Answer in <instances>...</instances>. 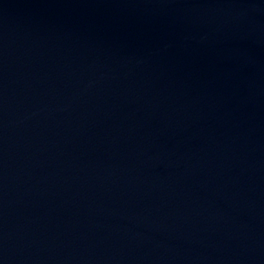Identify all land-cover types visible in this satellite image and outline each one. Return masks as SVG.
Wrapping results in <instances>:
<instances>
[{
    "label": "water",
    "instance_id": "water-1",
    "mask_svg": "<svg viewBox=\"0 0 264 264\" xmlns=\"http://www.w3.org/2000/svg\"><path fill=\"white\" fill-rule=\"evenodd\" d=\"M0 264H264V0H0Z\"/></svg>",
    "mask_w": 264,
    "mask_h": 264
}]
</instances>
